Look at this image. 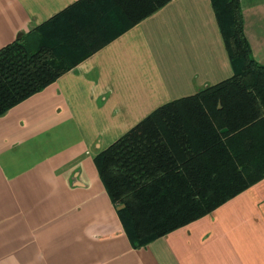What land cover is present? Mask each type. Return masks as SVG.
<instances>
[{
    "label": "crops",
    "instance_id": "crops-1",
    "mask_svg": "<svg viewBox=\"0 0 264 264\" xmlns=\"http://www.w3.org/2000/svg\"><path fill=\"white\" fill-rule=\"evenodd\" d=\"M239 3L264 65V0ZM124 14L121 0H0V49L21 38L72 65L0 116V264H264V178L132 248L95 157L236 66L211 0H170L129 26Z\"/></svg>",
    "mask_w": 264,
    "mask_h": 264
},
{
    "label": "trees",
    "instance_id": "trees-1",
    "mask_svg": "<svg viewBox=\"0 0 264 264\" xmlns=\"http://www.w3.org/2000/svg\"><path fill=\"white\" fill-rule=\"evenodd\" d=\"M170 0H121L127 25ZM232 77L153 111L95 157L132 248L144 247L264 178V65L251 56L239 0H211ZM72 67L23 39L0 49V116Z\"/></svg>",
    "mask_w": 264,
    "mask_h": 264
}]
</instances>
